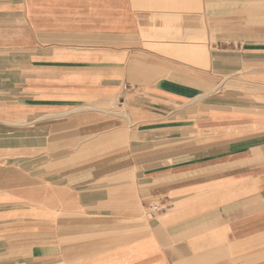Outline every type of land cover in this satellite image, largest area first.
<instances>
[{
    "label": "crops",
    "instance_id": "obj_1",
    "mask_svg": "<svg viewBox=\"0 0 264 264\" xmlns=\"http://www.w3.org/2000/svg\"><path fill=\"white\" fill-rule=\"evenodd\" d=\"M0 264H264V0H0Z\"/></svg>",
    "mask_w": 264,
    "mask_h": 264
},
{
    "label": "built area",
    "instance_id": "obj_2",
    "mask_svg": "<svg viewBox=\"0 0 264 264\" xmlns=\"http://www.w3.org/2000/svg\"><path fill=\"white\" fill-rule=\"evenodd\" d=\"M154 210H158V208H157V207H155V208H154Z\"/></svg>",
    "mask_w": 264,
    "mask_h": 264
}]
</instances>
